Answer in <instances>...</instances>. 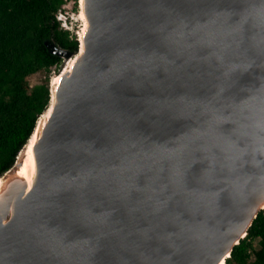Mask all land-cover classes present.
Wrapping results in <instances>:
<instances>
[{
    "label": "water",
    "instance_id": "obj_1",
    "mask_svg": "<svg viewBox=\"0 0 264 264\" xmlns=\"http://www.w3.org/2000/svg\"><path fill=\"white\" fill-rule=\"evenodd\" d=\"M78 3L0 264H224L264 209V0Z\"/></svg>",
    "mask_w": 264,
    "mask_h": 264
},
{
    "label": "trees",
    "instance_id": "obj_2",
    "mask_svg": "<svg viewBox=\"0 0 264 264\" xmlns=\"http://www.w3.org/2000/svg\"><path fill=\"white\" fill-rule=\"evenodd\" d=\"M65 1L0 0V177L14 165L48 106V74L58 71L63 59L46 43L77 52L76 37L55 18ZM38 72L46 74L43 82L30 87L27 78ZM224 264H264V209Z\"/></svg>",
    "mask_w": 264,
    "mask_h": 264
},
{
    "label": "rangeland",
    "instance_id": "obj_3",
    "mask_svg": "<svg viewBox=\"0 0 264 264\" xmlns=\"http://www.w3.org/2000/svg\"><path fill=\"white\" fill-rule=\"evenodd\" d=\"M63 5L64 6H62L63 7L62 11L64 12V15L68 17V20L72 25L70 33L77 38V36L80 32V28L82 26V22L79 19V10L80 9H79L78 0H66ZM66 64H67V62L63 60L61 66L66 65ZM61 66H60V68H61ZM57 72L58 71H55V70H54V72L51 71L48 74L49 80H51V78L53 76H55L57 74ZM45 75L46 74L44 72H38V73H35L33 75H30L27 78L29 86L31 87L35 84H39V83L43 82ZM257 247H258L257 242H254V248L257 249ZM252 259H253V257L251 256V260Z\"/></svg>",
    "mask_w": 264,
    "mask_h": 264
},
{
    "label": "bare ground",
    "instance_id": "obj_4",
    "mask_svg": "<svg viewBox=\"0 0 264 264\" xmlns=\"http://www.w3.org/2000/svg\"><path fill=\"white\" fill-rule=\"evenodd\" d=\"M80 19L82 20V15L80 14L79 15ZM83 21V20H82ZM71 63H69V65L67 66L69 68ZM59 77L57 75L53 76L52 77V82L55 86L56 82L58 81ZM32 165H33V161H32V158H31V154L29 152V148L28 150L25 152V155H24V158H23V164L20 168V170L18 171V175L26 178V179H29L30 178V173H31V168H32ZM2 184V180H0V185Z\"/></svg>",
    "mask_w": 264,
    "mask_h": 264
},
{
    "label": "built area",
    "instance_id": "obj_5",
    "mask_svg": "<svg viewBox=\"0 0 264 264\" xmlns=\"http://www.w3.org/2000/svg\"><path fill=\"white\" fill-rule=\"evenodd\" d=\"M64 6V5H62ZM61 6L60 9H58V11L56 12L55 14V18H56V21L59 22L60 24V27L63 29V30H66L68 31L69 33L71 32V28H72V25L71 23L69 22L68 20V17L64 15V12L62 11L63 7ZM70 35L73 37L74 35H72L70 33Z\"/></svg>",
    "mask_w": 264,
    "mask_h": 264
},
{
    "label": "clouds",
    "instance_id": "obj_6",
    "mask_svg": "<svg viewBox=\"0 0 264 264\" xmlns=\"http://www.w3.org/2000/svg\"><path fill=\"white\" fill-rule=\"evenodd\" d=\"M77 39V38H76Z\"/></svg>",
    "mask_w": 264,
    "mask_h": 264
}]
</instances>
